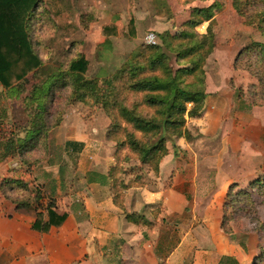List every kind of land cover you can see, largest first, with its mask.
<instances>
[{
    "label": "crops",
    "instance_id": "0c3cea01",
    "mask_svg": "<svg viewBox=\"0 0 264 264\" xmlns=\"http://www.w3.org/2000/svg\"><path fill=\"white\" fill-rule=\"evenodd\" d=\"M158 1L145 12L159 13ZM130 8L129 0H42L36 12L45 9L54 28L41 27L45 18L36 15L35 26L41 25L34 41L38 58L54 64L61 51L63 56L75 52L88 61L85 76L101 78L104 58L121 60L125 54L118 51L123 16L130 15L127 25L133 34L140 28L137 8ZM105 27H112L107 35L103 34ZM46 29L57 33L40 38ZM92 31L98 33L95 40L87 33ZM142 39L136 44L128 41L130 51ZM98 46L107 52L97 53ZM87 48L98 63L92 72ZM221 73L215 90L207 76L202 113L188 121V132L193 128L197 135L189 133L188 143L183 138L168 142V154L157 175L137 163L139 170L132 169L121 178L124 184L138 175L143 181L141 187L122 190V207L113 203L110 192L108 174L116 165V156L114 143L107 138L109 122L95 106L77 103L66 107L55 134L49 131L45 145L23 157L33 162L38 159L37 163L24 165L19 157L1 162L0 183L12 176L33 182L31 186L55 200L53 210L65 220L46 233L35 231L36 212L17 210L0 190V264H258L264 253V234L241 231L243 220L241 229L225 234L221 219L229 186L263 173L259 167L264 160V107L241 110L245 104L233 100L226 81L220 82ZM235 108L238 111L233 113ZM227 121L234 130L231 136L221 130ZM13 124L18 125L12 120L8 132L14 130ZM52 139L57 144L55 154H49ZM212 145L219 148L216 154L210 150ZM223 156L243 166L229 170L221 163ZM43 157L47 162L38 165ZM215 159L219 162L213 165ZM38 213L47 221L45 209ZM126 215H132L135 222Z\"/></svg>",
    "mask_w": 264,
    "mask_h": 264
},
{
    "label": "trees",
    "instance_id": "16d2710c",
    "mask_svg": "<svg viewBox=\"0 0 264 264\" xmlns=\"http://www.w3.org/2000/svg\"><path fill=\"white\" fill-rule=\"evenodd\" d=\"M41 3L42 0H0V163L17 157L24 165L36 162L23 157L30 150L45 145L51 125V100L66 90L67 106L94 101L109 120L107 138L114 143L116 156V165L108 174L110 192L113 203L122 207V190L143 186L139 176L124 184L121 178L133 170L123 169L122 162L134 158L139 165L157 175L161 160L168 154L167 143L187 137L186 119L197 118L201 113L206 94L205 75L201 70L203 59L199 57L200 53L197 54L203 44L198 38L209 39L212 32L209 26L206 35L199 36L194 29L211 21L216 4L192 10L190 17L180 25V32L155 34L157 44H141L136 52L126 57L118 71L101 78H87L88 61L75 52L69 54L70 57L66 55L67 60L54 64L43 63L38 58L34 47L38 28L41 25L54 28L45 9L41 13L36 12ZM231 6L243 24L264 36V0H231ZM39 14L45 18L42 21L45 24L36 27L35 22L39 21L36 15ZM129 25L132 26L131 22ZM109 29L112 27L103 28V34L107 35ZM186 44L193 46L178 49ZM255 48L260 57L258 74L264 81V45L255 44ZM171 53H175L176 64L187 58H199L193 67L180 64V68L173 70ZM33 80L38 82L27 87ZM123 94L135 100L126 105ZM7 98L18 99L21 106L17 107L27 118L21 127L13 124L14 130L10 132L5 129L12 122L8 106L4 105ZM121 151L128 154L120 158ZM0 190L17 210L36 212L32 224L35 231L46 233L65 220L64 215L54 212L55 200L27 182L6 179L0 183ZM232 194L229 190L227 204L223 206L225 212L227 209L231 211L223 214L221 219V229L228 235L231 234L229 224L239 217L236 211L243 210L239 204L243 201L239 196L242 193ZM243 195L248 197L247 193ZM42 209L47 213L45 222L38 213ZM131 216L126 215V219L135 222Z\"/></svg>",
    "mask_w": 264,
    "mask_h": 264
},
{
    "label": "rangeland",
    "instance_id": "374dc122",
    "mask_svg": "<svg viewBox=\"0 0 264 264\" xmlns=\"http://www.w3.org/2000/svg\"><path fill=\"white\" fill-rule=\"evenodd\" d=\"M154 1V2H153ZM157 0H129V3L131 4V10L134 8V5L136 6L138 11V15L140 17L139 19V26L136 30V32L133 34L132 30H130V27L127 25L129 22L130 15H124L123 16V33H122V38L121 39L122 43L119 44L118 51L122 52L121 55V60H118L117 58H104V64H105V74H103L104 77L105 75L108 76L109 74H112L120 69L122 64L125 62L126 57L133 52H136L140 46H137L133 51L131 50V45L128 43L131 41V39L134 41V44L139 42V39H142V43L140 44H145V38L149 34H157L161 32H169V33H177L180 32V25L184 23L189 17L190 13L192 10L195 9H202V8H208L211 6H214V13H213V18L209 22H204L200 25H198L195 29L194 32L199 35L203 36L206 35L207 28L210 26V30L212 34L210 35L209 39H201L203 47L201 48L200 52L198 51L197 54L200 53V58L202 57L203 61L201 62L202 64V71L204 72L205 75V94L207 96V89H206V78L207 76L212 79L210 81V87L211 90H215L219 82H217V77H218V72H222L221 77H220V82L223 84V82L226 81V84L228 85L227 91L229 94L233 95V100L236 102L238 100H242L241 102L245 104L244 106H240L241 110L248 111L250 109H260L264 107V81L260 79L259 74H258V64H259V55L258 52L255 48V44H260L264 45V36H262L257 30H255L252 27H249L245 24H243L242 18H240L237 13L232 9L231 6V0H160L158 1L159 5V13L156 12V8L153 10L156 12L153 15H150V13H146L149 11L150 7H152V2L154 5H156ZM146 11V12H145ZM150 19V20H147ZM61 21V20H60ZM150 21L149 27L147 22ZM153 24V26H152ZM154 24H157L156 28L154 27ZM73 27V26H72ZM143 29H142V28ZM47 29H49L47 27ZM44 31L41 37H45L47 33L50 34H56L57 32H49V31ZM69 33V32H65ZM89 33V38L95 40L98 35L97 31H92V32H87ZM141 38H140V37ZM87 37V36H86ZM86 37H81L79 36L80 39H86ZM96 37V38H95ZM74 38H77V36H74ZM88 38V37H87ZM127 41H125V40ZM68 41V40H67ZM129 41V42H128ZM157 43V40H156ZM150 45V44H149ZM193 45L186 44L182 48H178L179 50H184L192 47ZM103 46H98L96 49V52H107V50ZM62 50V49H61ZM60 50V51H61ZM89 48L86 49V53H88V57L90 60V72L98 66V63L96 62V58L92 56V52H89ZM130 51V52H129ZM62 52V51H61ZM60 52V55L56 60L57 63L63 62L64 60H67V57H70L69 55L63 56V54ZM170 56V65L173 70H177L180 68V66L184 67H193L195 66L196 62L198 61L199 57H193L191 59L187 58L186 60H180V64L175 63V53H171ZM66 57V58H65ZM231 57L233 59H231ZM98 59V57H97ZM192 60V61H191ZM101 60L99 61V63ZM191 62V64H189ZM180 65V66H179ZM231 72V73H230ZM234 74V75H233ZM87 76L89 77V73H87ZM100 76V75H99ZM230 76V77H228ZM35 81L38 82V80H33L29 81L27 84V87L34 85L36 83ZM105 80L103 79L102 82ZM187 81H190L187 78ZM221 86V85H220ZM104 88H106L104 86ZM215 88V89H213ZM1 90V89H0ZM67 92L64 91L63 93H59V95L54 96V98L51 100L50 106L51 108V118H49L50 122V129L49 131H53L54 128L56 127L55 125L59 122H61L62 116L64 115L65 109L67 106ZM125 99L123 101L124 104L130 105L133 100H135L131 96H127L123 94ZM138 100L139 97H138ZM77 104V103H76ZM98 103L94 102H89L87 104H84L85 106H95L99 110H101V113L105 115L103 110L97 105ZM205 104V101H204ZM203 104V106H204ZM4 105L8 106V114L10 120H15L17 124L21 127V125H25L27 118L23 115V113L20 111V109L17 106H21L20 103L18 102V99H9L7 98L4 101ZM83 105V106H84ZM16 106V107H12ZM130 107V106H129ZM244 107V108H242ZM204 108V107H203ZM202 108V110H203ZM201 110V113H202ZM236 108L233 109V113L236 112ZM238 111V110H237ZM200 113V115H201ZM102 115V116H103ZM199 115V116H200ZM97 120H99L98 115L94 116ZM103 118V117H102ZM105 118L108 120L107 116L105 115ZM191 118L186 119V128L187 130V124L188 121ZM109 122V120H108ZM215 127H211L210 133L214 131ZM7 131H9V127L5 128ZM109 129V128H108ZM225 130L226 134L228 136L233 135V129L231 126V122L227 121L224 122L221 126V130ZM190 130L194 131L193 128H190ZM190 131L189 133H191ZM56 130L53 131L55 134ZM194 136L197 135V133L194 131L192 134ZM218 134H213L211 136H215ZM55 136V135H53ZM247 136V135H246ZM188 136L183 137L185 141L188 143ZM176 139V138H175ZM174 140V139H173ZM170 143V142H169ZM115 148V146H114ZM257 148V147H256ZM216 146L212 145L210 150L216 154L219 150ZM259 149V148H257ZM57 152V144L56 142L52 139L49 144V154H55ZM126 152V151H125ZM48 153V152H47ZM45 155H48V154ZM257 153V150H256ZM39 156H41L42 151L39 150L37 152ZM123 151L119 152L120 158L124 156ZM44 158V157H43ZM39 160L37 159V162ZM47 162V159L44 158L42 159L41 162L38 163V165L41 163L43 164L44 162ZM58 161V160H55ZM36 162V163H37ZM219 160L215 159L214 164L216 165ZM123 169L130 170L133 169L139 170V168L135 165L137 164L136 161H134V158H132L131 161H126L122 162ZM225 168L231 169H238L243 166V162L237 161L236 163L230 162L229 160L227 161V158L223 156V159L221 161ZM40 164V165H41ZM260 170L263 171L262 174L257 175L252 180H245L243 182H238V183H232L231 186L226 190L225 198L223 206L227 204V193L229 190L233 193L232 195L240 194V198H242L243 201H241L239 204H242L243 210L236 211V215L239 216L236 218L235 221H232L229 226L231 228V234L234 232V229H241V224L243 222V227L241 231H249V232H255L258 234H264V160L262 165L259 167ZM140 173V171H139ZM140 176V175H138ZM17 180L21 182H27L21 180L19 177L12 176V177H6L3 180ZM141 182H143L141 180ZM28 183V182H27ZM33 182H29V184ZM244 193H247L248 197L244 198ZM247 205V206H246ZM223 209V214L227 215L231 210L227 209L226 212ZM243 220V221H242ZM242 221V222H241ZM264 249V246L262 247ZM261 248V249H262ZM260 260L258 261V264H264V253Z\"/></svg>",
    "mask_w": 264,
    "mask_h": 264
},
{
    "label": "built area",
    "instance_id": "2783aa9c",
    "mask_svg": "<svg viewBox=\"0 0 264 264\" xmlns=\"http://www.w3.org/2000/svg\"><path fill=\"white\" fill-rule=\"evenodd\" d=\"M145 43L147 45H149V44L150 45H156L157 43H156L155 36L152 33L147 35L146 38H145Z\"/></svg>",
    "mask_w": 264,
    "mask_h": 264
}]
</instances>
